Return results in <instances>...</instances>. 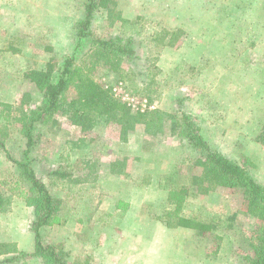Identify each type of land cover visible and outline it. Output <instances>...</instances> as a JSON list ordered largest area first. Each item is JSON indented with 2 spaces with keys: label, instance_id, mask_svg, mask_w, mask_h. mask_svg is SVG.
Here are the masks:
<instances>
[{
  "label": "rangeland",
  "instance_id": "1",
  "mask_svg": "<svg viewBox=\"0 0 264 264\" xmlns=\"http://www.w3.org/2000/svg\"><path fill=\"white\" fill-rule=\"evenodd\" d=\"M114 2L126 20L111 19L98 7L92 29L101 38L133 36L139 57L123 61L118 70L100 65L93 75L132 111L157 109L161 116L147 117L153 121L150 130L139 123L125 133L112 122L73 124L60 111L48 123L35 124L27 150L17 117L37 106L43 94L25 73L52 65L57 78L87 0H0V185L11 198L0 210V238L13 242L19 237L26 245L28 232L35 235L34 208L27 203L33 193L20 165L27 150L36 174L62 200L60 221L78 218L86 229L94 224L86 204L102 202V188L110 190L107 196L118 190L122 205L134 200L140 206L132 215L126 209V217L105 220L120 233L126 218L132 242L134 235L152 236L147 252L130 242L128 253L120 245L117 259L102 264H248L262 221L249 212L242 189L218 186L200 193L193 186V177L202 173L201 154L179 134V122L183 112L192 114L216 149L264 184V0ZM88 46L85 42L81 63L92 62L84 55ZM84 92L85 86L75 83L65 95L71 100ZM182 188L188 190L184 196ZM173 191L182 203L179 211ZM78 196V206H71ZM175 214L214 221L217 228L201 233L169 227L166 221L175 220ZM42 230L44 243L63 248L70 263L63 243L49 228ZM21 262L39 264L36 256Z\"/></svg>",
  "mask_w": 264,
  "mask_h": 264
},
{
  "label": "trees",
  "instance_id": "2",
  "mask_svg": "<svg viewBox=\"0 0 264 264\" xmlns=\"http://www.w3.org/2000/svg\"><path fill=\"white\" fill-rule=\"evenodd\" d=\"M114 0H87L85 13L75 26L74 41L71 53L65 57L62 68L56 79H53L54 68L30 69L25 73L38 90L43 94L41 102L34 108L20 111L17 117L22 124V132L26 135L27 150L32 147L33 129L36 123H48L60 111L67 115L70 121L76 125L90 126L99 123H116L120 125L122 132L134 129L139 123H145L146 129L150 130L153 121L148 116L159 119L160 110L149 112H134L115 97L111 87L101 84L94 77V70L102 65L111 70L120 69L123 61H133L139 57L135 38L131 35L101 38L94 33V13L98 7L104 8L111 19L126 20L120 13L116 12ZM175 34V33H174ZM89 42L88 49L84 54L92 62H80L79 55L85 45ZM75 83L85 86L82 96L68 100L67 90ZM5 108L11 105L4 104ZM197 119L190 113L183 112L179 122L180 135L191 142L194 148L201 154L197 163L202 167V173L195 175L192 184L200 193H208L218 186L229 188H240L248 197V210L256 218L262 221V232L255 246L254 254L248 256V264H264V184L241 163L233 160L214 145L203 134L202 127ZM1 141V140H0ZM2 144V143H0ZM2 148L4 145H2ZM6 150V149H5ZM20 161L23 174L30 183V191L33 195L27 197V203L34 208L35 218L32 228L36 235L35 251L28 253L19 250L14 242H0V256L6 257L0 264H26L21 258L30 256L41 257L45 264H70L67 253L63 248L55 244H47L42 240L40 230L57 220L61 209L62 200L54 196L36 174L31 166V159L27 155ZM59 171H52L55 175ZM112 172H117L112 168ZM66 173L60 172V175ZM182 196L188 193L186 188L179 189ZM177 191H173L171 200L177 202L176 211L181 209V200L176 197ZM11 204V198L7 197L0 185V210ZM175 220L166 221L169 227L181 226L192 228L201 233H206L217 228L214 221L206 222L195 220L184 215H177ZM173 220V221H172Z\"/></svg>",
  "mask_w": 264,
  "mask_h": 264
},
{
  "label": "crops",
  "instance_id": "3",
  "mask_svg": "<svg viewBox=\"0 0 264 264\" xmlns=\"http://www.w3.org/2000/svg\"><path fill=\"white\" fill-rule=\"evenodd\" d=\"M114 175L115 174H111V178H115ZM135 190L136 189H133L134 193L136 192ZM106 192H110V190L102 188V202L97 199L96 203H92V207L90 201L86 204V207H90L92 210L91 214L87 217L88 219L92 218V222H95L94 224H91L90 222V224L94 226L93 228H89L91 225L87 229L84 228L85 222L79 223V219H74L73 217L67 221L63 220L64 222L57 218L54 223L47 225V227H43L42 234L47 231V228H49L48 231L54 235V239L62 242L65 249L71 253L70 263L102 264L104 259L114 262V260L117 259V257H115V254L118 252L117 247L120 245H123L125 253H128L129 244L132 242L127 237L129 234V231L127 230L130 226L129 221L125 218L124 221L121 222L119 226L122 228V231L119 233V228L115 225L107 223L105 218L110 219L111 217L117 218L119 216L126 217V214L128 213L132 215L135 213V209L137 210L140 206L137 205L134 200H131V204L127 203L128 205H122L121 202L118 203L120 194L116 189H112V194L108 196L105 195ZM110 197H116L117 199H112L116 200L112 202ZM80 198L81 196H78V198L74 197L70 202V205L72 206L73 204L74 206H78L77 202ZM126 209H128V213L125 212ZM113 226L116 227V229H113ZM132 239L134 240L132 243L140 244L141 246H138V249H144L145 252H147V242L152 243V236L143 237L141 235H134ZM15 241L18 242L17 246L19 250L26 251L28 253L35 251L36 235L32 232H28V243L26 245L22 243V240L19 237H16ZM0 242L11 241H9V239L0 238ZM3 256L5 255L0 257L3 258ZM38 260L39 264L44 263L41 257H38Z\"/></svg>",
  "mask_w": 264,
  "mask_h": 264
}]
</instances>
